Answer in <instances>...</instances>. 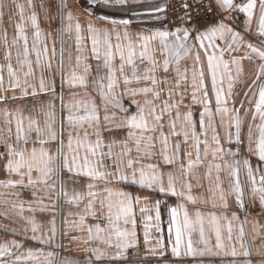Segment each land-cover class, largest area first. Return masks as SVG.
Listing matches in <instances>:
<instances>
[{"label":"snow or ice","instance_id":"1","mask_svg":"<svg viewBox=\"0 0 264 264\" xmlns=\"http://www.w3.org/2000/svg\"><path fill=\"white\" fill-rule=\"evenodd\" d=\"M181 7L0 0V264H264V0Z\"/></svg>","mask_w":264,"mask_h":264},{"label":"crops","instance_id":"2","mask_svg":"<svg viewBox=\"0 0 264 264\" xmlns=\"http://www.w3.org/2000/svg\"><path fill=\"white\" fill-rule=\"evenodd\" d=\"M170 1L171 0H143V2H145V3H163V4H166L167 6L169 5ZM16 2L24 3L25 0H16ZM67 2L71 5L73 0H67ZM4 3L8 4L9 0H4ZM33 3L36 5V11L40 14L41 28L44 29L45 31L49 30L47 22H45L44 19H43L42 9L40 8L41 0H33ZM11 9H12V12L16 11L14 4L11 5ZM73 11L77 15H80L81 19H84L83 14L78 9H76L74 6H73ZM138 11L141 12V13H144L146 10L145 9H138ZM114 14L116 16H118V17L122 16V15H126L124 13H114ZM8 15H9V12H8V9L6 8L5 11H4L3 21L0 22V30L7 29L8 37H9V39H11V37L13 35V24L9 23ZM15 19L16 18L14 17L13 23L15 22ZM139 19H140L139 16L134 18V21H136V22H134V24H133V29H136V28H139V27H142V26L143 27L149 26V25H141V24H139L138 23ZM29 40L31 41V33L30 32H29ZM49 47H51V43H49ZM0 57H2V51H0ZM68 98H69V90L66 89V91H65V99H68ZM57 110L59 112V107L58 106H57ZM58 118H59V116H58ZM2 178H4L3 174H0V179H2ZM65 211H67V208H66ZM37 216H38V219H42L43 220L45 227L49 226L48 223H47V221L50 219L49 216L43 215L41 217L40 214H37ZM254 218H255L254 216H250L249 217V219H254ZM261 222H264V221H261ZM4 238H5L4 235L0 234V240H3ZM140 239H141V247H140L139 252L138 253L135 252V251L129 252L127 254V259L125 261V264H167V262L165 260L142 259V257L147 255V253L145 251V248H144V245H143L142 230H141ZM65 243L67 244V241H65ZM32 246L36 247L37 245H32ZM25 247H27V245ZM23 250H25V249H22V251ZM63 254L67 255L69 257H81V256L84 255V253L82 251H80L79 248L77 246H75V245H68L67 250ZM169 257H170V253H169Z\"/></svg>","mask_w":264,"mask_h":264},{"label":"built area","instance_id":"3","mask_svg":"<svg viewBox=\"0 0 264 264\" xmlns=\"http://www.w3.org/2000/svg\"><path fill=\"white\" fill-rule=\"evenodd\" d=\"M183 3V0H171L168 5V19L167 21H164L165 23H168L171 25V22L182 13L183 9L181 7Z\"/></svg>","mask_w":264,"mask_h":264}]
</instances>
